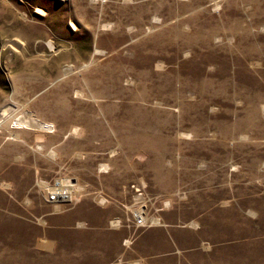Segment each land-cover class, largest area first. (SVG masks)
<instances>
[{"label":"rangeland","instance_id":"obj_1","mask_svg":"<svg viewBox=\"0 0 264 264\" xmlns=\"http://www.w3.org/2000/svg\"><path fill=\"white\" fill-rule=\"evenodd\" d=\"M11 104L0 264H264V0H0Z\"/></svg>","mask_w":264,"mask_h":264},{"label":"bare ground","instance_id":"obj_2","mask_svg":"<svg viewBox=\"0 0 264 264\" xmlns=\"http://www.w3.org/2000/svg\"><path fill=\"white\" fill-rule=\"evenodd\" d=\"M70 26L73 30H75V25L70 23ZM70 72V71H68ZM14 105H8L6 107H2L0 109V133L2 130H4V127L6 122L12 118V120L14 121V123H17L21 128H29V129H37V130H48L49 125L45 124L44 122H41L35 118L30 117L29 115H27L25 112L21 113V114H17L16 111L14 110ZM38 149H42L40 146L36 148ZM50 156L53 158L55 157V153L53 151H50ZM2 187L4 188H9L7 184H1ZM65 186V184L63 183V181L59 182V185L56 187H60L61 189H63L62 191V197L64 198V201H71V195L70 193H68V191H66L63 187ZM71 188V187H69ZM53 189H51V191H53ZM50 191V192H51ZM116 225V223H113L112 226Z\"/></svg>","mask_w":264,"mask_h":264},{"label":"crops","instance_id":"obj_3","mask_svg":"<svg viewBox=\"0 0 264 264\" xmlns=\"http://www.w3.org/2000/svg\"><path fill=\"white\" fill-rule=\"evenodd\" d=\"M1 189H0V204H7V203L10 202V196L7 195V193L5 192V190H3L5 188H3L2 190ZM88 201L89 200L84 199L81 202H79L80 203L79 204V207L80 208L78 207V212H74L71 216H63L62 217V220L64 222H67V221H77V220L80 221V222H82V221H85V220H89L92 217V215H88L87 212H85L86 211L85 208H86L87 205H89V207L92 208V205H90ZM81 207H82V209H81ZM79 209H81V210H79ZM95 216L98 218L97 215H95ZM101 218H105V216L104 215H101Z\"/></svg>","mask_w":264,"mask_h":264},{"label":"built area","instance_id":"obj_4","mask_svg":"<svg viewBox=\"0 0 264 264\" xmlns=\"http://www.w3.org/2000/svg\"><path fill=\"white\" fill-rule=\"evenodd\" d=\"M132 187H134V186H132ZM134 191L138 192V196H141L142 191L139 188H137V187L134 188ZM62 192L63 191L61 190V188L55 187V189L53 191L48 193L47 201L53 202V203L67 202V201H64V198L62 197ZM143 216H144V212H142L140 210L134 212L133 220H134L136 226H141V227L144 226Z\"/></svg>","mask_w":264,"mask_h":264}]
</instances>
